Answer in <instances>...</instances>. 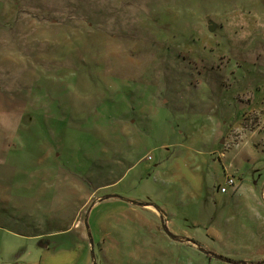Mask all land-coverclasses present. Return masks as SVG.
Here are the masks:
<instances>
[{
  "label": "rangeland",
  "instance_id": "obj_1",
  "mask_svg": "<svg viewBox=\"0 0 264 264\" xmlns=\"http://www.w3.org/2000/svg\"><path fill=\"white\" fill-rule=\"evenodd\" d=\"M0 189V264H264V0H0Z\"/></svg>",
  "mask_w": 264,
  "mask_h": 264
},
{
  "label": "crops",
  "instance_id": "obj_2",
  "mask_svg": "<svg viewBox=\"0 0 264 264\" xmlns=\"http://www.w3.org/2000/svg\"><path fill=\"white\" fill-rule=\"evenodd\" d=\"M0 195H1V189H0ZM1 206H3V203L1 202V198H0V208ZM260 256H261V258H259L260 260L264 258L262 254H260ZM241 262H244L243 264H246V262L251 263L248 259H242Z\"/></svg>",
  "mask_w": 264,
  "mask_h": 264
},
{
  "label": "built area",
  "instance_id": "obj_3",
  "mask_svg": "<svg viewBox=\"0 0 264 264\" xmlns=\"http://www.w3.org/2000/svg\"><path fill=\"white\" fill-rule=\"evenodd\" d=\"M226 183H227L228 186H233V184H234L232 179H227V182ZM221 191L224 192L225 189L224 188H221Z\"/></svg>",
  "mask_w": 264,
  "mask_h": 264
}]
</instances>
